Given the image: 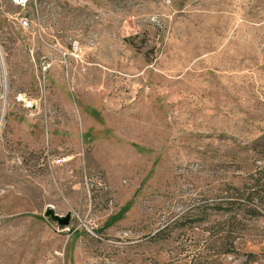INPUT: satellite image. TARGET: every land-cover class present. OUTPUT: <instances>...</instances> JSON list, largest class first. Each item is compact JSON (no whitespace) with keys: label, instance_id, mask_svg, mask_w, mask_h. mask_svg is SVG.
<instances>
[{"label":"rangeland","instance_id":"obj_1","mask_svg":"<svg viewBox=\"0 0 264 264\" xmlns=\"http://www.w3.org/2000/svg\"><path fill=\"white\" fill-rule=\"evenodd\" d=\"M262 134L264 0H0V264H201Z\"/></svg>","mask_w":264,"mask_h":264},{"label":"trees","instance_id":"obj_2","mask_svg":"<svg viewBox=\"0 0 264 264\" xmlns=\"http://www.w3.org/2000/svg\"><path fill=\"white\" fill-rule=\"evenodd\" d=\"M239 150L264 159V134L256 141L244 144ZM248 159H243L244 164L236 162V167L241 171L235 175L237 180L224 182L218 201L211 206L206 205L204 220L214 212L223 215L224 219L214 232L208 228L207 255L204 258L200 256L201 264H216L218 261L221 264L225 256L240 253L243 256L241 264H264V233H251L249 227L250 221L264 216V167L253 172ZM159 233L156 232L154 236ZM249 246L258 247L259 252L247 250ZM210 251H213L215 257H210ZM171 262L167 260L163 264Z\"/></svg>","mask_w":264,"mask_h":264},{"label":"water","instance_id":"obj_3","mask_svg":"<svg viewBox=\"0 0 264 264\" xmlns=\"http://www.w3.org/2000/svg\"><path fill=\"white\" fill-rule=\"evenodd\" d=\"M45 216L49 217L52 221L57 222L61 226H66L70 220V214L58 215L54 212L52 208H48L45 211Z\"/></svg>","mask_w":264,"mask_h":264},{"label":"built area","instance_id":"obj_4","mask_svg":"<svg viewBox=\"0 0 264 264\" xmlns=\"http://www.w3.org/2000/svg\"><path fill=\"white\" fill-rule=\"evenodd\" d=\"M29 1L31 0H12V2L16 5H25ZM19 23L22 27L28 26V19L26 18L25 15L19 18Z\"/></svg>","mask_w":264,"mask_h":264}]
</instances>
